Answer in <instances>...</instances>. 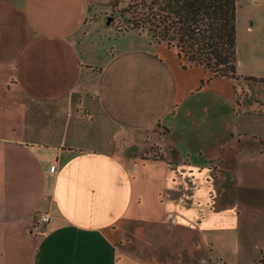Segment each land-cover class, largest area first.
I'll list each match as a JSON object with an SVG mask.
<instances>
[{
	"label": "crops",
	"instance_id": "crops-1",
	"mask_svg": "<svg viewBox=\"0 0 264 264\" xmlns=\"http://www.w3.org/2000/svg\"><path fill=\"white\" fill-rule=\"evenodd\" d=\"M90 10L0 0V264H219L215 238L241 215L223 212L230 185L238 198L240 165L264 158V97L245 109L239 80L129 31L99 45ZM237 58L239 77L264 79V0L238 2Z\"/></svg>",
	"mask_w": 264,
	"mask_h": 264
},
{
	"label": "trees",
	"instance_id": "trees-1",
	"mask_svg": "<svg viewBox=\"0 0 264 264\" xmlns=\"http://www.w3.org/2000/svg\"><path fill=\"white\" fill-rule=\"evenodd\" d=\"M238 2L129 0V29L125 31L147 30L156 43L176 48L179 57L186 59L189 65L202 66L214 76L238 80ZM244 80L264 82L256 77H244ZM165 131L157 130L158 136ZM147 157L142 155L143 159Z\"/></svg>",
	"mask_w": 264,
	"mask_h": 264
},
{
	"label": "rangeland",
	"instance_id": "rangeland-1",
	"mask_svg": "<svg viewBox=\"0 0 264 264\" xmlns=\"http://www.w3.org/2000/svg\"><path fill=\"white\" fill-rule=\"evenodd\" d=\"M91 4L90 14L92 15V27L95 40L99 45L103 44L108 40L109 37L116 38L123 36L126 32L125 30L129 29V0H89ZM134 35L140 40H153L151 34L147 30H129V36ZM154 41V40H153ZM173 58L177 60L179 64L187 65L189 62L184 58L178 57V52L171 50ZM238 86L240 88L246 89L247 96H244V106L243 108L248 109L252 108L254 101L258 97H264V88L260 89L257 85L253 84L252 81H246L244 78L240 77ZM239 88V89H240ZM242 90L240 89L237 92L236 98L240 99V94ZM243 97V98H244ZM261 103L264 107V99H261ZM260 106V102L259 105ZM224 107V105H223ZM239 106H235L234 112H237ZM226 106L224 107V109ZM233 107H231L230 112L233 114ZM214 128V124H213ZM202 131L206 130V127L201 129ZM161 134V133H160ZM150 137V139L148 138ZM155 130H144L136 132L134 137H131L129 140V145H139L144 144L147 140L152 141L156 139ZM160 137V136H159ZM182 139H179L180 142ZM208 144L211 155L218 158L225 157L229 154L230 150L218 149L217 146H213L212 143H209L208 139L197 140L194 144L203 143ZM157 154L152 153L147 154V156H156ZM220 161V160H219ZM222 166L226 165V162L223 160L220 161ZM258 165L251 166L249 162L244 165H240L239 173L241 174V183H240V192L237 198L233 196L235 191L232 185H230L229 199L225 200L227 205L226 211L223 212H237L240 213V222L233 229H223L221 231L223 236L221 239L215 238L214 249L215 254L226 253L227 256L221 260L219 264H247L246 258L248 261L257 260L260 257V249L256 250V245L261 244L264 247V158L261 161L254 160ZM218 172L221 170H217ZM207 212V211H206ZM257 216V220L255 217ZM232 226V225H230ZM218 234V233H217ZM214 234L213 237L217 236ZM209 233L207 234V236ZM242 235L244 241H242L245 249L244 263L238 258L236 254L235 247V236ZM226 243V244H225ZM262 247V248H263ZM225 249V250H223ZM247 262V263H246ZM263 264V263H256Z\"/></svg>",
	"mask_w": 264,
	"mask_h": 264
},
{
	"label": "built area",
	"instance_id": "built-area-1",
	"mask_svg": "<svg viewBox=\"0 0 264 264\" xmlns=\"http://www.w3.org/2000/svg\"><path fill=\"white\" fill-rule=\"evenodd\" d=\"M56 169H57V166H56V165H52V166L50 167V171H51V172H55ZM50 220H51V216H50L49 214H44L43 216H41V221H42L43 223H48Z\"/></svg>",
	"mask_w": 264,
	"mask_h": 264
}]
</instances>
